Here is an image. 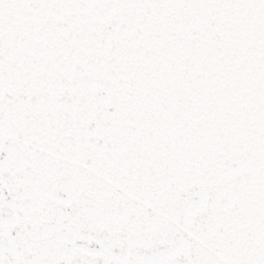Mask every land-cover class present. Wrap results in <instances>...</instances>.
<instances>
[{
	"label": "snow or ice",
	"instance_id": "obj_1",
	"mask_svg": "<svg viewBox=\"0 0 264 264\" xmlns=\"http://www.w3.org/2000/svg\"><path fill=\"white\" fill-rule=\"evenodd\" d=\"M0 264H264V0H0Z\"/></svg>",
	"mask_w": 264,
	"mask_h": 264
}]
</instances>
